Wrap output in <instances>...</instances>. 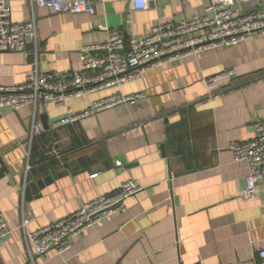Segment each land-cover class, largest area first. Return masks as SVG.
I'll return each mask as SVG.
<instances>
[{
	"label": "crops",
	"instance_id": "1",
	"mask_svg": "<svg viewBox=\"0 0 264 264\" xmlns=\"http://www.w3.org/2000/svg\"><path fill=\"white\" fill-rule=\"evenodd\" d=\"M208 2L155 0L133 10L130 0H98L92 14L32 8L26 0L7 3L13 21L35 18L37 39L27 41L33 43V62L62 77L80 67L83 46L105 39L102 25L126 37L143 36L158 23L203 13ZM28 53L0 51V85L24 80L33 63ZM228 69L232 76L208 87L206 78ZM116 92L142 96L52 128L55 121ZM262 119L260 33L174 59L65 104L41 105L36 120L43 131L31 142L32 110L1 108L0 208L11 232L0 245V264H233L253 257L264 249V177L255 196L243 198L246 168L232 160L229 144L250 139L254 123ZM46 176L51 180L27 199L28 183ZM128 178L139 180L142 189L124 210L70 238L68 250L38 255L26 241L28 232L115 192Z\"/></svg>",
	"mask_w": 264,
	"mask_h": 264
},
{
	"label": "built area",
	"instance_id": "2",
	"mask_svg": "<svg viewBox=\"0 0 264 264\" xmlns=\"http://www.w3.org/2000/svg\"><path fill=\"white\" fill-rule=\"evenodd\" d=\"M32 8L44 6L57 13L94 12L93 4L98 0H26ZM155 0H130L133 10H144ZM8 0H0V51H24L28 39L36 41L35 18L16 22L10 17ZM247 3H255L243 8ZM105 39L83 46L79 50L80 67L64 76L42 71L33 62L21 83L0 85V109L9 107L18 110L29 107L32 121L28 140L43 131L36 120L38 108L46 103L61 105L74 97L120 85L138 78L143 72L161 66L174 59L196 55L209 49L234 45L254 33L264 34V0H209L201 14H194L178 22L154 25L146 35L126 37L116 28L102 25ZM228 69L205 79L209 88L218 80L233 75ZM141 93H111L95 99L89 107L55 121L52 128L72 123L117 104L134 101ZM253 136L241 142L229 144L233 161L242 162L246 168L245 183L240 191L243 198H252L257 192V183L264 177V119L254 123ZM57 158L62 152L53 150ZM120 166V162H115ZM29 169L26 164L25 170ZM142 189L135 178L123 181L111 194H102L85 202L74 212L26 234V241L38 255L49 249L62 253L70 248L73 238L104 218L126 208V201ZM27 220L23 221L25 224ZM11 232L0 208V245ZM196 264H204L198 262ZM213 264H222L216 262ZM233 264H264V249L257 250L253 257L238 260Z\"/></svg>",
	"mask_w": 264,
	"mask_h": 264
},
{
	"label": "water",
	"instance_id": "3",
	"mask_svg": "<svg viewBox=\"0 0 264 264\" xmlns=\"http://www.w3.org/2000/svg\"><path fill=\"white\" fill-rule=\"evenodd\" d=\"M25 50L29 51V53H28L29 61L33 62L32 53H31L33 51V43H27L25 46ZM42 120H43L44 128L47 129L48 125L46 124V115L42 116ZM164 121L166 124H169L167 118H165ZM162 148H164L163 145H162ZM163 153H165V152H163ZM50 180H51V177L46 176L43 179H39L36 181L29 182L28 185L24 189L25 197L28 199L30 197V194H37L38 189H41L44 186V184L48 183Z\"/></svg>",
	"mask_w": 264,
	"mask_h": 264
}]
</instances>
